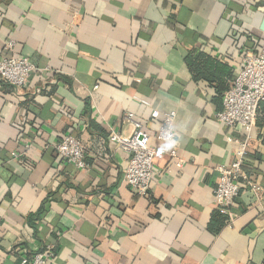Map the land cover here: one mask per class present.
Wrapping results in <instances>:
<instances>
[{
    "label": "crops",
    "instance_id": "1",
    "mask_svg": "<svg viewBox=\"0 0 264 264\" xmlns=\"http://www.w3.org/2000/svg\"><path fill=\"white\" fill-rule=\"evenodd\" d=\"M263 16L264 0H0V57L11 40L35 66L23 89L0 84V264L47 244V264H264V102L246 168L262 199L241 186L236 218L214 233L212 189L232 158L227 137L241 131L215 120L214 88L185 60L199 50L230 85L242 51L264 45ZM169 112L165 144L154 136ZM125 113L156 151L145 196L123 182L128 155L107 140L131 135ZM69 133L85 170L54 151Z\"/></svg>",
    "mask_w": 264,
    "mask_h": 264
},
{
    "label": "built area",
    "instance_id": "2",
    "mask_svg": "<svg viewBox=\"0 0 264 264\" xmlns=\"http://www.w3.org/2000/svg\"><path fill=\"white\" fill-rule=\"evenodd\" d=\"M254 43V42H253ZM14 43L9 40L4 43V54L0 57V84L12 87L18 91L23 89L35 71V66L26 58L13 54ZM37 88L34 94H40ZM264 102V46L259 49L245 48L241 54V62L235 73L230 88L223 95L221 110L216 112L215 120L223 127L235 130L239 128L240 136L227 137L231 151V161L218 169V179L212 189V197L217 212L225 218V226H230L236 214L231 211L235 199L241 193V186L247 187L256 201L262 199L263 191L247 172L250 134L255 127L259 105ZM154 118L157 112L152 114ZM174 112L164 113L155 139L165 144H171L175 139L173 130ZM122 121L132 127L129 136H123L110 131L107 140L114 143L122 152L128 155L122 168L123 182L138 196H145L150 190L154 178L153 159L155 149L149 144V134L143 124L132 113H125ZM55 153L65 162L78 170H85L86 148L72 133L64 135L54 146ZM169 157L177 168L182 162L178 160L175 151H169ZM55 256L53 246L47 244L32 256L21 258L18 264H47Z\"/></svg>",
    "mask_w": 264,
    "mask_h": 264
},
{
    "label": "trees",
    "instance_id": "3",
    "mask_svg": "<svg viewBox=\"0 0 264 264\" xmlns=\"http://www.w3.org/2000/svg\"><path fill=\"white\" fill-rule=\"evenodd\" d=\"M251 49H259L261 47H263L264 45H260L259 43H250ZM248 46V47H250ZM246 47V48H248ZM194 52V51H193ZM191 52L187 55L186 57V63L187 66L190 68L191 72L194 75V79L195 80H204L206 83H208L212 88H214L216 97H215V102L218 103L220 101V104L222 102V97L223 95L228 91V89L230 88V85H227L226 83H223L222 81H219L218 79H216L213 74H208L210 71V68L213 66H220L218 63L211 61L212 59H209L208 57H206L205 55H203V53L199 52V50H196L194 53ZM216 73V72H215ZM219 73H222L221 71H219ZM230 78V75H229ZM233 78H231L232 80ZM86 105V111L89 112V103L88 101L85 102ZM221 110V108H219L217 110V112H219ZM217 216V225L214 229V233H219V231L224 228V226L226 225L224 222V217L221 216L218 212L216 213ZM39 221V219H38ZM38 221H36L35 223H37ZM44 248V247H43ZM54 254H56V252L54 251Z\"/></svg>",
    "mask_w": 264,
    "mask_h": 264
},
{
    "label": "water",
    "instance_id": "4",
    "mask_svg": "<svg viewBox=\"0 0 264 264\" xmlns=\"http://www.w3.org/2000/svg\"><path fill=\"white\" fill-rule=\"evenodd\" d=\"M259 30H260L262 33H264V16H263L262 21H261V23H260Z\"/></svg>",
    "mask_w": 264,
    "mask_h": 264
}]
</instances>
